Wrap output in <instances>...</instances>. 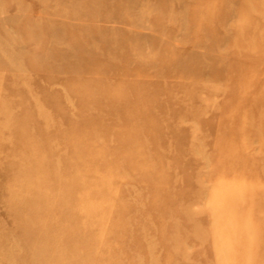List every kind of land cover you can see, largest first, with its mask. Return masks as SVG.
I'll use <instances>...</instances> for the list:
<instances>
[{"label":"rangeland","instance_id":"374dc122","mask_svg":"<svg viewBox=\"0 0 264 264\" xmlns=\"http://www.w3.org/2000/svg\"><path fill=\"white\" fill-rule=\"evenodd\" d=\"M0 264H264V0H0Z\"/></svg>","mask_w":264,"mask_h":264},{"label":"bare ground","instance_id":"6f19581e","mask_svg":"<svg viewBox=\"0 0 264 264\" xmlns=\"http://www.w3.org/2000/svg\"><path fill=\"white\" fill-rule=\"evenodd\" d=\"M256 26V25H255ZM6 256V255H5ZM3 257H4V255H3ZM6 259V257L4 258V260ZM7 260V259H6ZM33 261V260H32Z\"/></svg>","mask_w":264,"mask_h":264}]
</instances>
